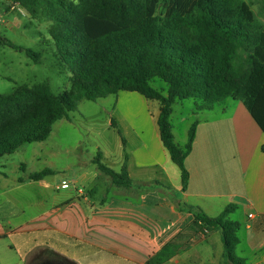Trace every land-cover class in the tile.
Wrapping results in <instances>:
<instances>
[{
    "label": "trees",
    "instance_id": "16d2710c",
    "mask_svg": "<svg viewBox=\"0 0 264 264\" xmlns=\"http://www.w3.org/2000/svg\"><path fill=\"white\" fill-rule=\"evenodd\" d=\"M3 1L18 5L33 20L50 23L47 33L61 66L70 70V86L55 94L43 82L0 94V158L46 141L53 125L68 120L79 102L119 92L157 104L159 138L180 171L182 192L197 123L190 126L185 146H178L170 122L177 101H200L199 110L228 97L240 101L264 134V0H254L263 20L251 9L252 0ZM2 44L24 52L34 63L40 61L41 54L29 48L5 39ZM153 79L164 82L166 89L153 88ZM110 124L116 128L114 120ZM93 164L112 185H131L126 163L117 172L98 155ZM51 174L43 170L27 179ZM233 210L229 205L216 217L196 213L194 224L202 235L220 233L226 264H245L235 253L239 226L228 218ZM179 250L176 242H169L147 264H164Z\"/></svg>",
    "mask_w": 264,
    "mask_h": 264
},
{
    "label": "crops",
    "instance_id": "0c3cea01",
    "mask_svg": "<svg viewBox=\"0 0 264 264\" xmlns=\"http://www.w3.org/2000/svg\"><path fill=\"white\" fill-rule=\"evenodd\" d=\"M114 99V111L126 118L131 112L127 125L137 141L120 161L131 185L116 187L98 171L106 177L99 189L92 181L98 173L84 171L78 182L85 186L71 192L70 185L61 189L65 180H28L37 172L23 166L0 169V264H147L173 241L180 250L164 264H226L220 233L203 236L194 218L216 217L229 205L228 218L239 226L236 256L264 264V134L243 104L228 97L199 110L201 102L193 100L194 110L181 119L189 124L182 147L197 123L182 192L180 171L159 138L157 104L130 92ZM132 102L141 105L142 122L134 119ZM197 113L203 115L193 120Z\"/></svg>",
    "mask_w": 264,
    "mask_h": 264
},
{
    "label": "rangeland",
    "instance_id": "374dc122",
    "mask_svg": "<svg viewBox=\"0 0 264 264\" xmlns=\"http://www.w3.org/2000/svg\"><path fill=\"white\" fill-rule=\"evenodd\" d=\"M77 2V0H71ZM253 1L251 9L257 16L260 14L258 4ZM20 7L14 3L0 1V94H8L15 86H32L46 82L50 90L57 94L70 86V70L61 66L59 58L55 55L54 45L47 29L50 23L33 20L22 14ZM259 19L263 20L259 16ZM3 39L12 44L29 48L41 54L38 63L32 62L24 52H18L4 46ZM5 76L6 78H3ZM151 86L155 89H166V84L160 79H153ZM114 96L89 102L81 101L74 111L68 114V120L57 121L46 141L27 144L13 154L0 158V169L4 171L38 172L52 171L48 175L53 182L65 180L70 185L69 191L74 188H83V183L78 182L82 172L96 171L98 176L92 180L99 189L104 188L106 177L98 172L93 160L101 157V162L107 167L120 171L123 150L130 152L137 145L130 126L131 112L128 118L120 112L114 111ZM134 119L142 122L141 105H135ZM194 101L191 99L178 101L173 105V114L170 118L171 125L175 128L176 144L180 147V140L185 136L189 124L181 119L189 110H194ZM155 113V111H154ZM203 113H197L193 120H199ZM114 120L116 128L110 125ZM130 125V123H129ZM126 146L122 149V137ZM175 141V138H174ZM177 171V167L173 166Z\"/></svg>",
    "mask_w": 264,
    "mask_h": 264
},
{
    "label": "built area",
    "instance_id": "2783aa9c",
    "mask_svg": "<svg viewBox=\"0 0 264 264\" xmlns=\"http://www.w3.org/2000/svg\"><path fill=\"white\" fill-rule=\"evenodd\" d=\"M60 187H61V189H68L69 188V185H68V183L66 181H63L61 183ZM203 236H205V235H203Z\"/></svg>",
    "mask_w": 264,
    "mask_h": 264
}]
</instances>
